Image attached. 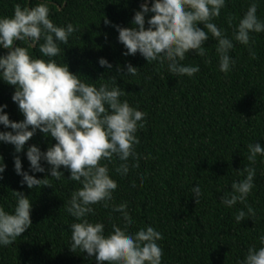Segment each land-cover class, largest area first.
I'll list each match as a JSON object with an SVG mask.
<instances>
[{
	"label": "trees",
	"instance_id": "trees-1",
	"mask_svg": "<svg viewBox=\"0 0 264 264\" xmlns=\"http://www.w3.org/2000/svg\"><path fill=\"white\" fill-rule=\"evenodd\" d=\"M146 1L67 0L60 5L59 0H53L61 11L53 9L52 19L58 24L72 22L80 26V32L64 46L63 60L72 73L92 81L115 77L129 93V103L146 114V125L137 133L141 141L137 152L142 157L139 168L123 178L112 172L118 182L116 202H128L135 220L132 230L151 224L162 233L164 264H237L250 245L259 246L258 238L264 235V158L258 157L254 165L256 187L248 198L256 209L255 220L237 224L235 212L244 205L237 203L228 209L220 199L223 192L231 190L232 180L240 178L236 171L249 163L248 143L264 147V33L254 34L255 60L245 46L236 42L231 55L237 63L227 76L219 71L216 41L209 37L204 46L210 63L190 52L185 63H198L201 71L193 78H178L155 62L148 64L139 53L123 55L126 49L112 25L132 27L135 12ZM36 2L0 0V16H11L16 3L31 7ZM250 2L229 0L215 22L231 35L233 28L227 18L231 16L233 24L237 23ZM257 15L264 19V2ZM105 18L110 25H105ZM7 51L0 49V55ZM33 51L39 55L36 47ZM100 58L107 59L112 68L101 67ZM129 63L138 68V75L127 76ZM14 91V86L0 80V105L6 104L10 120L19 122L24 116L12 100ZM10 130L0 125V131ZM54 143L53 138L39 131L19 154L13 145L0 142V157L6 165L0 179V203L10 207L14 203L12 191L24 192L32 203V227L14 244L0 248V264H96L94 257L70 248L69 225L73 218L64 204L78 186L68 180L70 173L61 166L65 179H52V187L28 189L21 186L22 177L15 172L16 155L21 158L23 170H29L28 146L35 144L46 151ZM44 166L47 169L48 165ZM46 174L34 175L43 179ZM137 176L144 177L143 186ZM197 182L203 192L198 204L190 191ZM133 183L135 188L131 187ZM96 213L95 219L105 223L106 231L111 230L112 223L122 225L116 219L118 213L110 218L109 210L100 206H96Z\"/></svg>",
	"mask_w": 264,
	"mask_h": 264
},
{
	"label": "clouds",
	"instance_id": "clouds-1",
	"mask_svg": "<svg viewBox=\"0 0 264 264\" xmlns=\"http://www.w3.org/2000/svg\"><path fill=\"white\" fill-rule=\"evenodd\" d=\"M228 2L151 0V7L143 3L135 12L132 27L112 26L126 49L123 55L139 53L148 64L155 62L178 78H193L201 71L200 64L185 63L190 52L210 63L204 45L211 37L216 41L219 71L227 76L237 63L231 55L236 42L245 46L255 60L254 34L264 33V19L257 15L264 0H251L235 24L231 16L227 18L233 28L231 35L215 22ZM65 3L67 0H59L60 5ZM53 9L61 11L53 0H37L31 7L16 3L11 16H0V49L8 50L0 55V80L14 86L12 100L24 116L19 122L12 121L5 112L7 105H0V125L11 129L0 131V142L13 145L19 154L37 131L55 140L46 151L35 144L28 146L29 170H23L19 155L14 157V169L22 177L21 186L28 189L52 187V179H65L61 166L70 173L68 180L78 185L64 204L73 218L69 225L73 252L87 253L96 264H164L162 233L151 224L132 230L135 220L128 202L117 203L114 195L118 182L112 172L123 178L139 168L142 157L137 152L141 143L137 133L146 125V114L129 103V93L117 84L115 77L102 76L92 81L69 70L63 60L64 46L80 32V26L72 22L58 24L52 19ZM104 23L111 24L107 18ZM34 47L39 55L34 54ZM98 62L101 67L112 68L105 58ZM126 71L128 77L138 75V68L131 63L126 65ZM247 152L249 163L236 171L240 178L232 180L231 190L223 192L220 199V204L228 209L237 203L244 205L235 212L237 224L257 216L248 198L256 187L254 165L258 157L264 158V147L248 143ZM110 165H115L114 169ZM5 169L0 157V179ZM35 173L47 174L39 179ZM137 179L143 186L144 177ZM190 191L198 204L203 196L200 183L191 186ZM11 196L14 203L10 207L0 203V248L14 244L32 227L31 197L22 191H12ZM96 206L108 209L110 218L118 213L116 219L122 225L112 223L111 230L106 231L105 223L95 219ZM258 239L259 246L250 245L237 264H264V235Z\"/></svg>",
	"mask_w": 264,
	"mask_h": 264
},
{
	"label": "water",
	"instance_id": "water-1",
	"mask_svg": "<svg viewBox=\"0 0 264 264\" xmlns=\"http://www.w3.org/2000/svg\"><path fill=\"white\" fill-rule=\"evenodd\" d=\"M145 3H148V5L150 6L151 1L150 0H147Z\"/></svg>",
	"mask_w": 264,
	"mask_h": 264
}]
</instances>
